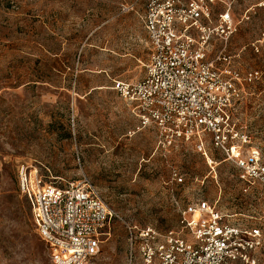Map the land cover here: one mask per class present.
<instances>
[{
	"label": "rangeland",
	"instance_id": "obj_1",
	"mask_svg": "<svg viewBox=\"0 0 264 264\" xmlns=\"http://www.w3.org/2000/svg\"><path fill=\"white\" fill-rule=\"evenodd\" d=\"M145 3L0 0V264H53L17 191L20 162L59 187L85 178L115 214L87 264H126L123 222L175 228L179 211L196 200L214 204L233 224L258 225L263 190L247 188L210 146V165L190 144L156 149L155 132L139 129L132 105L111 90L115 79L144 75ZM232 11L239 24L226 54L241 73L259 70L264 79V0H237ZM217 48H210V60ZM244 90L237 124L264 156V83ZM255 257L264 264V247Z\"/></svg>",
	"mask_w": 264,
	"mask_h": 264
},
{
	"label": "built area",
	"instance_id": "obj_2",
	"mask_svg": "<svg viewBox=\"0 0 264 264\" xmlns=\"http://www.w3.org/2000/svg\"><path fill=\"white\" fill-rule=\"evenodd\" d=\"M236 1L146 0L141 17L149 47L144 75L135 82L115 79L111 90L132 105L139 129L155 132L156 149L168 152L190 144L207 160L210 146L247 188L264 192V156L236 120L244 87L264 79L259 70L241 73L226 54L239 24L232 11ZM218 3L222 10L215 14ZM259 44L264 46V27ZM172 176L182 180L175 171ZM15 179L53 264H87L100 253L116 216L90 182L84 178L59 187L25 162L17 164ZM229 219L214 204L196 200L179 211L175 228L158 231L123 222L125 263L260 264L255 254L264 247V204L254 227Z\"/></svg>",
	"mask_w": 264,
	"mask_h": 264
},
{
	"label": "bare ground",
	"instance_id": "obj_3",
	"mask_svg": "<svg viewBox=\"0 0 264 264\" xmlns=\"http://www.w3.org/2000/svg\"><path fill=\"white\" fill-rule=\"evenodd\" d=\"M207 162L209 163V164H213V161L207 156Z\"/></svg>",
	"mask_w": 264,
	"mask_h": 264
}]
</instances>
